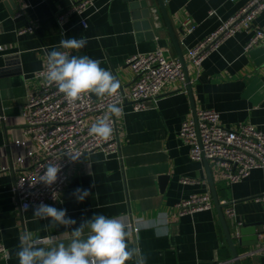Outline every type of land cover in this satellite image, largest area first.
I'll return each mask as SVG.
<instances>
[{"label":"crops","instance_id":"crops-1","mask_svg":"<svg viewBox=\"0 0 264 264\" xmlns=\"http://www.w3.org/2000/svg\"><path fill=\"white\" fill-rule=\"evenodd\" d=\"M135 1L142 2L94 0L84 14L87 26L74 13H68L60 26L56 17L69 7L70 0H0V243L8 252L6 257L0 256V264H19L16 252L25 234L31 237L30 243L50 234L53 245H67L71 240V228H53L48 220L34 219L33 209H21L13 192L14 179L20 174L13 162V138L24 127L22 111L29 93L38 89L40 79L35 73L53 46L63 39L87 38L85 47L70 54L99 60L124 90L134 78L127 60L135 53L163 48L168 56L178 57L157 0H146L149 8L138 10L131 7ZM246 1L164 0L187 63L196 111L217 110L224 128L259 125L264 120V38L245 48L264 25V9L247 27L224 37L198 68L187 59L189 49L204 41ZM135 12L148 18L138 20ZM188 18L196 26L185 35L178 28H183ZM143 23L148 24V30ZM28 26L33 27L32 33H20ZM146 105L147 109L136 112L125 105L127 112L117 118L119 153L105 157L91 152L76 160L67 169L60 202L48 205L67 209V216L76 220L73 228L94 214L132 220L137 230L128 227L127 242L138 247L147 258L145 264H234L214 206L192 215L177 212L178 201L192 193H210L203 160L190 158L178 135L182 121L192 117L185 83L172 80L156 102ZM209 168L223 204L221 211L227 206L233 210L232 217H224L230 235L236 221L255 227L264 224V202L254 199L264 193V167L252 168L245 178L233 183L220 180L214 161H209ZM162 175L168 179L161 188ZM76 188L88 189L91 194L77 202L71 195ZM156 221L162 222L166 232L157 234ZM84 231L86 236L88 229ZM233 240L239 264H264V254L257 252L264 240L248 247Z\"/></svg>","mask_w":264,"mask_h":264},{"label":"built area","instance_id":"built-area-1","mask_svg":"<svg viewBox=\"0 0 264 264\" xmlns=\"http://www.w3.org/2000/svg\"><path fill=\"white\" fill-rule=\"evenodd\" d=\"M233 1V0H229ZM94 5V0H70L67 9L57 15L60 26L63 25L68 13L81 17V24L87 26L85 12ZM264 9V0H247L232 16L228 17L204 41L189 49L187 62L198 68L207 53L224 37L247 27L251 19ZM195 23L188 18L183 23L186 35L195 28ZM33 32L28 26L20 33ZM264 38V25L255 31L245 48ZM2 50V47H0ZM61 51H65L61 49ZM47 62V58H46ZM36 71L35 77L40 79L37 91L29 93L23 106L22 117L24 127L13 138L15 154L13 162L17 164L20 174L14 179L13 192L21 209H33L40 203L60 202L61 192L68 181V167L76 160L91 152L103 153L105 157L119 153L118 139L119 116H111L112 136L107 141L90 136L88 129L92 123L107 115V106L115 103L127 112L126 104L131 111H142L148 108L146 103L156 102L165 92L168 84L177 79L185 83L183 68L178 57L168 56L167 49L155 48L152 52H138L127 60L133 71L134 78L129 89L119 88L113 97L98 99L85 95L75 104H69L55 85H47L42 73L46 67ZM197 124L193 118L182 121L178 135L188 148L189 157L201 161L202 155L215 162L221 181L237 182L246 177L252 168L264 167V120L259 125L251 123L237 124L234 128H224L219 124V113L213 108L197 112ZM3 118V116H1ZM69 150L78 158L72 160ZM37 154L38 157L33 159ZM49 164H58L60 171L57 181L46 186L39 182L40 174ZM264 202V193L254 197ZM179 215H192L202 210H211L213 200L211 193H192L176 203ZM225 218L233 215L230 206L222 212ZM132 231L137 227L132 220L127 222ZM241 223L236 221V229ZM236 239L237 232L231 234ZM254 235L258 241L264 240V224L254 227ZM53 237L50 234L32 239L34 245L47 244ZM257 252L264 254V243L258 246ZM251 254V252H248ZM6 247L0 243V256L6 257Z\"/></svg>","mask_w":264,"mask_h":264},{"label":"clouds","instance_id":"clouds-1","mask_svg":"<svg viewBox=\"0 0 264 264\" xmlns=\"http://www.w3.org/2000/svg\"><path fill=\"white\" fill-rule=\"evenodd\" d=\"M88 43L87 38L72 37L63 39L53 46L47 54V62L42 73L45 83L55 85L69 104H75L85 95L95 96L98 99L113 97L120 88L119 80L108 70L100 66V61L91 59L87 55H71V50L79 51ZM58 49H63L61 51ZM123 109L112 103L107 106V115L92 123L88 129L90 136L107 141L111 138L113 128L111 116H122ZM67 155L75 160L78 157L69 150ZM60 171L58 164H49L40 174L38 181L50 186L57 181ZM91 193L88 189L76 188L71 195L77 202H82ZM29 206L24 205L27 210ZM33 218L48 220L49 227L64 226L71 228V240L65 245H53L51 240L47 246L37 247L30 243L31 237L25 234L22 237L16 257L19 264H145L146 257L138 247L129 246L128 224L123 217L109 218L102 214H94L90 219L72 227L76 220L67 216V209H57L51 205L40 203L33 208ZM157 234L166 232L161 221L154 222ZM85 228L88 234L85 236Z\"/></svg>","mask_w":264,"mask_h":264},{"label":"water","instance_id":"water-1","mask_svg":"<svg viewBox=\"0 0 264 264\" xmlns=\"http://www.w3.org/2000/svg\"><path fill=\"white\" fill-rule=\"evenodd\" d=\"M157 3H158V9L160 11V15H162V18H163L167 33H169V36L171 37V40L173 42L175 51H177L178 59H179V61L181 63V67L183 68V71H184L185 86L187 87V91H188V94H189L190 102L192 104V118H193V121L196 122V124H197L198 123L197 122V117H196L197 111H196V108H195V104L193 103L192 86H191V83H190V76H189V70L187 68V63H186L185 57L183 55V51H181L177 35L174 32V30H173L171 20H170L169 16L167 15V12L165 10L164 0H157ZM140 4H141V6H140ZM131 7L133 9L138 10L140 8H146L147 9V8H149V5H148L146 0H142V2L135 1L133 3V5H131ZM133 16L136 17L138 20L147 19L148 18L147 15L140 16L139 12H135L133 14ZM142 25L144 27L146 26V28L148 30V24L147 23H143ZM178 31L180 33H183V28L179 27ZM202 157H203L202 160H203V163H204V166H205V170H206V175H208L207 177H208V183H209V191H210V193L212 195L213 206H214L215 210L217 211L218 217H219V220H220L221 229H222V235L224 236L228 251L231 254L232 262L234 264H239L240 255L238 253H236V251L234 249L233 237L230 235V231L228 229V226H227V223H226V219L224 218V216L222 214V211H221V208L223 207V204L219 203L218 193H216L214 179H213V176L211 175V172H210V168H209L210 159L208 160L203 155H202ZM167 179H168L167 176H163L162 175L160 177L161 188L164 187V185L167 182ZM254 227H255V224H249V223L243 224L242 223L236 229L234 228V231L237 232V234L239 235L238 237H236V241H237L238 245L247 246L248 247V245H253V244L257 243V238L254 235Z\"/></svg>","mask_w":264,"mask_h":264},{"label":"rangeland","instance_id":"rangeland-1","mask_svg":"<svg viewBox=\"0 0 264 264\" xmlns=\"http://www.w3.org/2000/svg\"><path fill=\"white\" fill-rule=\"evenodd\" d=\"M224 182V181H223Z\"/></svg>","mask_w":264,"mask_h":264}]
</instances>
